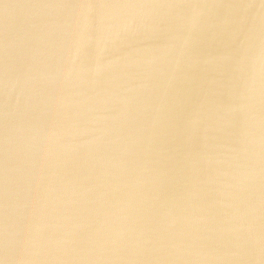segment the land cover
Returning a JSON list of instances; mask_svg holds the SVG:
<instances>
[{
	"label": "water",
	"instance_id": "1",
	"mask_svg": "<svg viewBox=\"0 0 264 264\" xmlns=\"http://www.w3.org/2000/svg\"><path fill=\"white\" fill-rule=\"evenodd\" d=\"M0 264H264V0H0Z\"/></svg>",
	"mask_w": 264,
	"mask_h": 264
}]
</instances>
